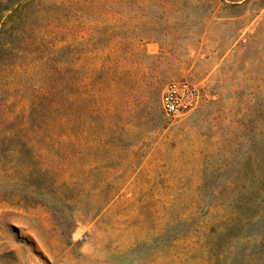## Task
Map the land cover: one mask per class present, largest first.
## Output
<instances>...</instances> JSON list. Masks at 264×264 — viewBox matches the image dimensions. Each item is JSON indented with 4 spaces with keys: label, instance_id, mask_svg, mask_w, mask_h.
Instances as JSON below:
<instances>
[{
    "label": "rangeland",
    "instance_id": "1",
    "mask_svg": "<svg viewBox=\"0 0 264 264\" xmlns=\"http://www.w3.org/2000/svg\"><path fill=\"white\" fill-rule=\"evenodd\" d=\"M0 264H264V0H0Z\"/></svg>",
    "mask_w": 264,
    "mask_h": 264
},
{
    "label": "built area",
    "instance_id": "2",
    "mask_svg": "<svg viewBox=\"0 0 264 264\" xmlns=\"http://www.w3.org/2000/svg\"><path fill=\"white\" fill-rule=\"evenodd\" d=\"M202 88L189 81L172 82L162 91L161 108L171 118L197 110L202 102Z\"/></svg>",
    "mask_w": 264,
    "mask_h": 264
}]
</instances>
